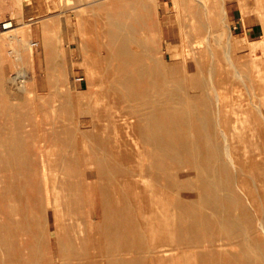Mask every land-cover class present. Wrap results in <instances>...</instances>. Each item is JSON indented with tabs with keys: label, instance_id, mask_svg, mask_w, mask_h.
Here are the masks:
<instances>
[{
	"label": "rangeland",
	"instance_id": "1",
	"mask_svg": "<svg viewBox=\"0 0 264 264\" xmlns=\"http://www.w3.org/2000/svg\"><path fill=\"white\" fill-rule=\"evenodd\" d=\"M110 1L0 0V139L9 134L14 122H19L24 139V161L18 155L11 159L9 167L0 166L2 257L13 264H30L27 249L34 230L38 229L31 216L42 227L47 224L40 206L31 211L26 205L31 195L29 186L37 188L40 184L43 159L55 168L63 166L66 173H73L82 182L89 210L99 213L104 203L115 227L108 231L110 223L98 215L85 237L78 231L74 233L68 226L70 215L66 208L72 205V194H61L58 220L61 235L64 243L69 235L74 248L73 254L63 259L68 264H114L117 260L125 264L254 263L257 261L254 251L264 257V232L259 229V224H264V37L253 43L246 41L238 34L239 30L230 29L228 10L235 8L246 23L264 26V0H207L214 9L215 21L206 15L201 16V23L188 20L183 29L186 34L182 36L173 0H155L156 44L162 49L169 41L177 51L175 64L170 65L176 77L192 93L199 92L198 85L203 81L204 93H212L216 88L229 104L216 122L215 115L209 117V124L211 137L219 147L220 163L228 164L226 175L220 174L228 179L238 202L229 206L218 191L217 209L193 201L198 194L209 191L194 178L190 166L180 170L163 151L153 149L142 139L139 127L132 128L134 119L127 114L131 105L136 104L133 96L120 90L117 83L124 73L132 75L131 68L110 58L107 52L115 51L106 36L108 14L114 15L119 10L110 6ZM8 21L12 27L1 29V24ZM127 22L135 26L136 37L146 36L145 29L135 24L134 19ZM29 42L38 45L31 47ZM51 46L58 56L50 63L46 50ZM139 50L135 43L130 44V51ZM181 51L195 53H189L183 61ZM15 76H19L17 84L12 86L11 78ZM147 82V78L142 79L139 88L145 91ZM18 85H25L27 90H17ZM212 107L215 110L214 102ZM187 135L204 150L194 121ZM84 136L92 139L90 147L84 145ZM104 147H108L107 153ZM225 148L234 166L230 165ZM118 153L124 154L122 162ZM103 157L108 159V170L96 162ZM177 171L187 176L178 179ZM56 174V180L63 181L67 188L65 185L71 179L64 173ZM87 181L92 183L91 187ZM181 184L183 188L178 195L176 191ZM173 210L176 218L171 227L157 220L165 211L169 215ZM212 212L219 217L237 218L246 229V238L228 237ZM49 217L52 228L55 216ZM20 218L23 231L14 223ZM25 219L29 221L25 223ZM138 226L144 240L134 245ZM165 243L173 252L162 251ZM239 243L252 250L249 253L252 260L244 257ZM9 248L13 254H9ZM54 255L50 264H60L62 257L55 249Z\"/></svg>",
	"mask_w": 264,
	"mask_h": 264
},
{
	"label": "bare ground",
	"instance_id": "2",
	"mask_svg": "<svg viewBox=\"0 0 264 264\" xmlns=\"http://www.w3.org/2000/svg\"><path fill=\"white\" fill-rule=\"evenodd\" d=\"M194 1L195 3L193 4L190 3L191 0H173L172 7L179 23L181 36L186 34L183 29L185 26L184 24L188 22V20H191L192 22L197 20L200 22L202 20L201 16L206 15L215 21L214 9L211 6L209 7L207 0ZM109 5L112 7H117L119 10L114 15L108 14L107 21L109 27L106 30V36L109 41V45L111 48L115 49V51L112 50L107 52L110 58H114L123 66H130L131 68L132 75H127L124 73L122 78L118 80L117 83L120 87V90L122 88L133 96V101L136 104L131 105V112L127 114L128 118L134 119V121L131 122L132 128L135 129L139 127L141 130L142 139L149 143L153 149L163 151L164 154L167 155L168 159L176 164L177 168L182 170L181 168L188 165L193 169L194 178L205 187V190L207 189V191H209L205 195L198 194L197 200H193L195 204L198 203L200 206V202H203L211 208L217 209L219 200L218 191H220L222 192L221 198H223L229 206H236L238 202L236 194L231 188L228 179L222 178L220 174L221 172H224V174L227 173L226 171L228 169V164L220 163L219 147L211 137V126L209 124V117H214L215 115L216 122L217 118L219 119L221 116V111H223L229 104H227L226 100L222 99L220 91H218L216 88L212 90V93H204L203 90L205 83L203 81H201L202 83H199L198 85L199 92L192 93L191 90H189V87L184 84L185 82L181 83V81L176 77V72L172 70L171 66L175 64L177 51H174V48H171L169 41L166 42V48L162 49H159L156 44L157 40L155 34L156 28L154 16L158 13V8L155 0H111ZM128 19H134L136 22L135 24L139 25L141 28H144L147 33L146 36L143 38L136 37L133 34L135 31V26H131V24L127 22ZM29 43L30 46L33 47L31 42ZM132 43H135L140 48V50L130 51V44ZM197 43L198 42L196 41L195 45ZM27 48L29 47L27 46ZM191 48L193 49L194 46ZM54 49V46H51L46 50L48 61H50V63L53 60H56L58 56L57 51H54ZM181 53V55H183V61H185L187 55L189 53H195V51H181ZM18 77L19 76H15L11 78L12 86ZM144 78H147L148 80L145 91L139 88L141 80ZM197 79L200 80L199 78ZM0 87H2L1 84ZM17 90L25 91L27 88L25 85H18ZM143 97L146 98V101H144ZM43 99L44 98H42V100ZM213 102L216 107L215 110L212 107ZM36 120H38L37 116ZM192 121H194L196 128L198 129L200 134L198 140L200 143L202 142L201 144H203L204 150L200 149L195 139L187 135V132L192 129ZM71 126L72 124H70V127ZM19 130V122H14L9 134L0 139V166L9 167L10 161L14 158V156L16 157L19 155L21 159L24 158L22 156L24 139ZM223 136L226 141V136L224 134ZM91 140L92 139H90V137L84 136V145H89L90 147V144L92 143ZM104 149L106 153L109 151L108 147H104ZM225 153L229 157L230 165L234 166V161L232 160L227 148H225ZM123 155V153H118V160L121 162L124 159ZM187 160L188 163H186ZM143 161L145 162V160ZM199 161H201L202 164H200ZM96 162L98 165L108 170L109 164L106 157L99 158ZM56 167L58 168L53 167V165L48 164L42 159L39 173L40 184L37 186V188L33 185L29 186L31 195L28 197L26 205L31 211H33L37 206H40L46 216L47 223L45 227H42L41 222L38 220L36 223L35 218L31 216V221H35V226L38 229L36 228L37 230H34L32 228V230L35 232L32 236V242L27 249L29 250L30 264H50L51 262H54V256H56L54 255V249L59 253L60 257H62L60 264H68V262L64 261L63 259L66 256L69 257L73 254L74 248L72 242L70 241V236L66 235V239L68 241L64 243L61 235V225L58 221L59 213L61 212L60 210H62V204L60 200L61 194L65 195L66 192H69V195L72 194V205H67L66 208H68L67 213L70 215L68 226L74 231V233L75 231H78L79 234L85 237L90 232V228L92 227L94 220L97 219L98 215L103 221H108L110 223V226L107 228L108 231H110V228L112 231L115 230V227L113 228L112 225L113 222L109 220L108 211L104 206V203L101 206L99 213H97L95 210L94 212H91L92 210H89L90 205L87 203L88 201L85 202L84 199V187L82 182L76 179L73 173L70 175V171L66 173L62 168L63 166L60 167L57 165ZM60 172L66 174L68 178L71 179V181L68 182V185H65L67 188H65L62 184L63 181L61 183V181L56 180V173ZM175 176L176 178L181 179L187 175L177 171ZM24 177L27 179V175H24ZM62 180H65V177H63ZM167 180L169 193H171V180L169 176L167 177ZM27 183L28 181L26 180V184ZM88 184L90 183L88 182ZM91 185L92 183L89 185V187H91ZM180 188H183L182 184L179 185L176 191L178 195L180 194ZM90 194L92 195L91 192ZM246 199L251 201L248 195H246ZM175 210H173L172 213H169V215L166 214L168 212L165 211L164 214L159 217V219L157 218V220H161L165 224H169L171 227V225L174 224L176 218ZM214 212L216 213V211ZM214 212H212L213 219L217 221L220 228L226 230L228 237L236 238L237 240H239V238H246V229L245 227L243 228L237 218L230 216H215L216 214ZM50 215L55 216V221L52 223V228L50 226ZM152 215L154 217V214ZM154 219L156 220V216ZM27 220L28 219H25V223ZM22 221L23 220H21V218L15 222L11 220L10 224L12 225L13 222H17L18 224L15 225V227H18L19 231H23ZM259 229L264 232V224L260 223ZM143 240V233L138 226L132 242L134 245H136V242L141 244ZM239 244L241 247L240 251L244 257H246V259L249 261L252 260L249 254L252 250L247 249L245 243ZM166 245L167 243L162 244V251L165 254L172 251V248ZM1 248L0 236V264H13L12 261H7L5 257H2ZM254 253L256 254L257 261H253L254 263L252 264H264V257L257 253V251H254ZM9 254H13L12 248H9ZM24 259H26V257ZM114 264L125 263L124 261L117 260L114 262Z\"/></svg>",
	"mask_w": 264,
	"mask_h": 264
},
{
	"label": "crops",
	"instance_id": "3",
	"mask_svg": "<svg viewBox=\"0 0 264 264\" xmlns=\"http://www.w3.org/2000/svg\"><path fill=\"white\" fill-rule=\"evenodd\" d=\"M228 20L230 29L239 30L238 34L250 43L257 42L264 37V26L260 23H246L242 15L236 13L235 8L228 10Z\"/></svg>",
	"mask_w": 264,
	"mask_h": 264
},
{
	"label": "built area",
	"instance_id": "4",
	"mask_svg": "<svg viewBox=\"0 0 264 264\" xmlns=\"http://www.w3.org/2000/svg\"><path fill=\"white\" fill-rule=\"evenodd\" d=\"M11 27H12V22L11 21L3 22L1 24V29H3V30L9 29ZM31 44H32L33 47H35V46H37L38 43L37 42H31Z\"/></svg>",
	"mask_w": 264,
	"mask_h": 264
}]
</instances>
